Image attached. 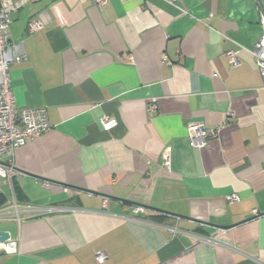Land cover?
Instances as JSON below:
<instances>
[{
	"label": "crops",
	"instance_id": "crops-1",
	"mask_svg": "<svg viewBox=\"0 0 264 264\" xmlns=\"http://www.w3.org/2000/svg\"><path fill=\"white\" fill-rule=\"evenodd\" d=\"M261 3L29 0L12 13L27 57L17 106L46 108L51 127L0 177V231L17 241L0 264H100L98 251L103 264H264ZM198 129L215 132L203 150Z\"/></svg>",
	"mask_w": 264,
	"mask_h": 264
},
{
	"label": "built area",
	"instance_id": "built-area-1",
	"mask_svg": "<svg viewBox=\"0 0 264 264\" xmlns=\"http://www.w3.org/2000/svg\"><path fill=\"white\" fill-rule=\"evenodd\" d=\"M29 0H0V177L9 182L18 174L15 166L16 153L24 148L35 137L50 130L48 111L46 108H19L17 97L11 85L13 68L27 60L23 47V42L15 41L11 34V14L21 10ZM97 7L102 8L107 0H94ZM260 28L261 37L251 50L256 60V65L261 73L264 83V4L260 6ZM41 20H31L28 24L30 33H36L44 29ZM228 57L232 63H237L238 52L231 51ZM130 56H123L125 60ZM103 127L106 131H111L118 126L114 118L104 117ZM215 132L207 133L203 129H198L191 134V145L194 148L203 150L209 144V138L214 137ZM163 158L166 168L171 167V153L164 151ZM237 194L228 197L230 203L240 202ZM107 207V202L104 203ZM144 207L133 208V214L144 213ZM255 215H259L257 210ZM130 220H136L134 217ZM202 243L214 244L216 241L211 238H200ZM17 251V241L10 240L0 245V252L6 255L14 254ZM109 256L105 251L96 253V261L105 263Z\"/></svg>",
	"mask_w": 264,
	"mask_h": 264
},
{
	"label": "water",
	"instance_id": "water-1",
	"mask_svg": "<svg viewBox=\"0 0 264 264\" xmlns=\"http://www.w3.org/2000/svg\"><path fill=\"white\" fill-rule=\"evenodd\" d=\"M223 228H229V227H223ZM11 238L9 231H0V245L8 242Z\"/></svg>",
	"mask_w": 264,
	"mask_h": 264
}]
</instances>
